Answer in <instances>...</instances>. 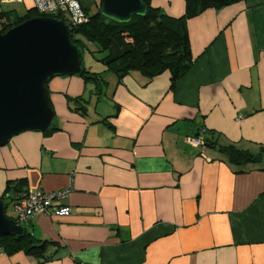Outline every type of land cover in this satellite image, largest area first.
I'll list each match as a JSON object with an SVG mask.
<instances>
[{
    "label": "crops",
    "instance_id": "1",
    "mask_svg": "<svg viewBox=\"0 0 264 264\" xmlns=\"http://www.w3.org/2000/svg\"><path fill=\"white\" fill-rule=\"evenodd\" d=\"M80 2L92 14L101 6ZM151 2L174 17L186 10L185 0ZM31 8L0 0V14ZM188 28L194 62L174 87L169 71L119 79L93 60L98 79L50 80L54 129L0 146V197L9 180L24 181L11 199L71 188L58 203L72 213L23 224L52 242L48 260L0 252V264H264V170L236 173L216 149L187 142L205 129L221 144L264 145V0L208 8ZM126 49L117 35L112 54Z\"/></svg>",
    "mask_w": 264,
    "mask_h": 264
},
{
    "label": "trees",
    "instance_id": "2",
    "mask_svg": "<svg viewBox=\"0 0 264 264\" xmlns=\"http://www.w3.org/2000/svg\"><path fill=\"white\" fill-rule=\"evenodd\" d=\"M143 1L147 6V12L134 15L127 22L111 20L109 25H105V16L100 9L96 13H90L89 22L73 25V41L79 45L83 53L90 51L97 61L105 64L107 70L115 73L119 79L135 70L149 79L169 71L171 86L174 87L194 62L188 28L189 19L208 8L220 9L242 0H185V13L179 17L171 16L163 8L153 6L151 0ZM35 15L43 16L35 8L29 9L24 15H19L14 10L1 13L0 33ZM53 17L64 19L60 15ZM117 35H121L126 40L127 49L120 55L114 56L111 46ZM82 66L83 70L78 75L86 80H95L102 76L101 73L90 71L85 66L84 56ZM72 103L76 105V109L85 113L86 106L81 99L75 98ZM53 129L54 125L45 132L50 133ZM206 144V149H216L221 160L228 162L236 173L247 172L250 165H259L260 169L264 170L263 144L258 145L256 151L240 147L235 143L221 144L212 137L206 139ZM23 184V180L7 182L4 195L0 197L6 202V208L18 198L11 199L10 193L20 191ZM51 244L52 242L48 240L37 239L27 227L21 235L0 234V252L7 255L24 252L48 260L51 257L49 254Z\"/></svg>",
    "mask_w": 264,
    "mask_h": 264
},
{
    "label": "water",
    "instance_id": "3",
    "mask_svg": "<svg viewBox=\"0 0 264 264\" xmlns=\"http://www.w3.org/2000/svg\"><path fill=\"white\" fill-rule=\"evenodd\" d=\"M104 24L145 14L143 0H101ZM74 28L53 16L31 17L0 33V146L26 131L45 132L56 112L49 82L82 72L84 53L72 38ZM25 226L7 214L0 199V234L21 235Z\"/></svg>",
    "mask_w": 264,
    "mask_h": 264
},
{
    "label": "built area",
    "instance_id": "4",
    "mask_svg": "<svg viewBox=\"0 0 264 264\" xmlns=\"http://www.w3.org/2000/svg\"><path fill=\"white\" fill-rule=\"evenodd\" d=\"M33 6L43 16L60 15L72 26L87 23L90 20V13L84 9L80 0H33ZM204 132L205 129L201 131L198 137L187 138V142L205 151L207 144ZM71 191V188L50 191L42 189L23 191L13 203L16 220L25 224L36 214L70 216L72 213L71 206L58 203V201L66 198Z\"/></svg>",
    "mask_w": 264,
    "mask_h": 264
},
{
    "label": "rangeland",
    "instance_id": "5",
    "mask_svg": "<svg viewBox=\"0 0 264 264\" xmlns=\"http://www.w3.org/2000/svg\"><path fill=\"white\" fill-rule=\"evenodd\" d=\"M33 2V0H32ZM29 11V10H28ZM28 11H26L25 13H27ZM15 12V11H14ZM36 12H34L35 14ZM19 15H24V14H20L19 12ZM38 15H35L33 17H36ZM1 23V22H0ZM97 56L99 57L100 56V53L97 54ZM84 60H85V64H86V67L88 68V65H87V62H89L90 60H93V62H96L97 59L94 58V56L92 55V53L90 51H85L84 53ZM7 214L13 218H16V212L14 211L13 209V206L12 205H8V208H7Z\"/></svg>",
    "mask_w": 264,
    "mask_h": 264
}]
</instances>
